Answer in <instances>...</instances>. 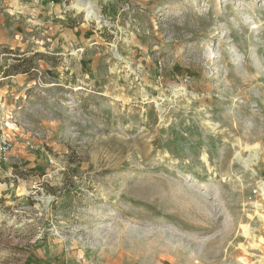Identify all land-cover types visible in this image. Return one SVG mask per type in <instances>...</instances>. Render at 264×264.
Instances as JSON below:
<instances>
[{
	"label": "rangeland",
	"instance_id": "rangeland-1",
	"mask_svg": "<svg viewBox=\"0 0 264 264\" xmlns=\"http://www.w3.org/2000/svg\"><path fill=\"white\" fill-rule=\"evenodd\" d=\"M81 1L0 0V264H264V0Z\"/></svg>",
	"mask_w": 264,
	"mask_h": 264
},
{
	"label": "built area",
	"instance_id": "built-area-1",
	"mask_svg": "<svg viewBox=\"0 0 264 264\" xmlns=\"http://www.w3.org/2000/svg\"><path fill=\"white\" fill-rule=\"evenodd\" d=\"M120 12H126L128 13L131 17L133 16V18H131V21L134 22L135 18H134V11L132 9V6L129 3H124L123 5H121L120 7ZM13 56L12 54H8V53H1L0 54V63L1 61H3L4 57H9ZM165 70H166V62L163 61L162 59H159L157 62V71H156V76H157V80L159 82L164 81L165 78ZM189 79H184V83H187ZM27 145L29 146H33V144L30 141L26 142ZM14 149V142L12 140V138L9 136V134H7L4 130L3 127L0 126V158L7 160L8 155L10 154V152ZM89 264H98L97 262H90Z\"/></svg>",
	"mask_w": 264,
	"mask_h": 264
},
{
	"label": "crops",
	"instance_id": "crops-1",
	"mask_svg": "<svg viewBox=\"0 0 264 264\" xmlns=\"http://www.w3.org/2000/svg\"><path fill=\"white\" fill-rule=\"evenodd\" d=\"M118 0H105V2H109V4H112L111 11L114 13V15L118 12V7L120 2H117ZM129 4L132 6V9L134 11V17L135 21L140 24H145V0H129ZM4 25V28H6V23L2 19L0 22ZM1 26V24H0ZM3 28V27H2ZM4 29H0V54L6 53L7 51H11L15 48L17 41L13 40L12 38H9L5 33L3 32ZM131 38H134V35H132ZM10 75H6L5 77H1L0 80H6Z\"/></svg>",
	"mask_w": 264,
	"mask_h": 264
},
{
	"label": "bare ground",
	"instance_id": "bare-ground-1",
	"mask_svg": "<svg viewBox=\"0 0 264 264\" xmlns=\"http://www.w3.org/2000/svg\"><path fill=\"white\" fill-rule=\"evenodd\" d=\"M88 3L89 2H87V1H81V0H78V2H77V7L79 8V9H81V10H88L89 11V9L91 8V5H89V7H88ZM87 11V12H88ZM89 14V13H88ZM252 28H256L255 26H253Z\"/></svg>",
	"mask_w": 264,
	"mask_h": 264
},
{
	"label": "trees",
	"instance_id": "trees-1",
	"mask_svg": "<svg viewBox=\"0 0 264 264\" xmlns=\"http://www.w3.org/2000/svg\"><path fill=\"white\" fill-rule=\"evenodd\" d=\"M25 54H22V55H19V61H25V59L23 58V56H24ZM14 68H16V66H14ZM29 72V69L28 70H24V71H22V73H28Z\"/></svg>",
	"mask_w": 264,
	"mask_h": 264
}]
</instances>
